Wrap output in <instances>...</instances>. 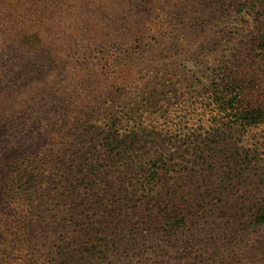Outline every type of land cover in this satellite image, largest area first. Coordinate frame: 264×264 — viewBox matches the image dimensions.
Listing matches in <instances>:
<instances>
[{"label": "rangeland", "instance_id": "1", "mask_svg": "<svg viewBox=\"0 0 264 264\" xmlns=\"http://www.w3.org/2000/svg\"><path fill=\"white\" fill-rule=\"evenodd\" d=\"M263 30L264 0H0V227L96 224L80 264H264V120L218 101L264 102Z\"/></svg>", "mask_w": 264, "mask_h": 264}, {"label": "trees", "instance_id": "2", "mask_svg": "<svg viewBox=\"0 0 264 264\" xmlns=\"http://www.w3.org/2000/svg\"><path fill=\"white\" fill-rule=\"evenodd\" d=\"M262 39L264 41V34ZM259 48L264 51L263 46H259ZM0 67L1 79L4 73H6V70H8L9 66H7V64L2 65V63H0ZM7 75L11 76L10 73ZM225 85V90H223L222 93L223 95L218 97V101L222 106L227 109L234 110L235 115L242 119L246 125L257 124L264 120V102L259 92L255 90L254 86L250 89L248 84H244V80L241 77L229 78ZM30 209L26 208L21 211L18 210L19 212H15V214H17L15 217L6 221L8 225L5 224L2 228L0 227V264L6 263L8 259L12 264H45L46 256L44 253H49L51 249H54L56 257H54L55 260L48 259V261L54 260L48 264H56L57 261H59V264H78L80 260L86 257H82V253L87 255L86 252L82 250L85 245L84 237L86 234L91 232L94 233L95 236H98V233H101L104 230L102 228H98L96 224L84 226L73 218L74 221L69 222L70 224L66 226H63V229L67 231V237L65 240H59L57 243L56 241L53 242V240L48 239L46 244H42V247H40L41 245L34 246L33 242H31L34 234L31 231L36 230L37 227L35 228L32 226V211H30ZM2 216L3 212L0 210V217ZM251 219L258 225L264 224V205L251 212ZM42 227H44V225H42ZM39 228L44 229L41 227ZM57 229L59 228L51 226L45 228L44 231L48 230L50 233H57ZM73 232L75 234H73ZM80 232L82 233L80 234ZM5 233L6 237H4ZM50 233L47 235H50ZM76 234L78 236H76ZM67 239L68 243L65 242ZM35 243L38 242H34V244ZM96 246L98 245L96 244L92 246L94 250L98 248ZM6 250L8 254L5 257L7 258L8 256V258L3 261L4 256L1 254ZM34 251H37V256L33 254ZM76 253H79V256L75 255ZM87 257H90L89 259H85L88 260V262H86L87 264H99L103 261V259H105L102 256L96 257L95 253L90 255V252Z\"/></svg>", "mask_w": 264, "mask_h": 264}]
</instances>
